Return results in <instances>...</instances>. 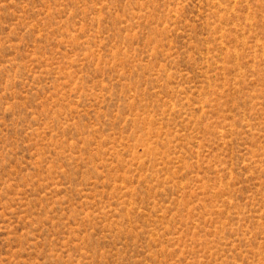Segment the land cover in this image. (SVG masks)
I'll list each match as a JSON object with an SVG mask.
<instances>
[{"label": "rangeland", "instance_id": "obj_1", "mask_svg": "<svg viewBox=\"0 0 264 264\" xmlns=\"http://www.w3.org/2000/svg\"><path fill=\"white\" fill-rule=\"evenodd\" d=\"M0 264H264V0H0Z\"/></svg>", "mask_w": 264, "mask_h": 264}]
</instances>
